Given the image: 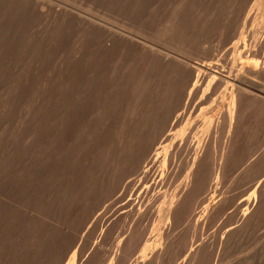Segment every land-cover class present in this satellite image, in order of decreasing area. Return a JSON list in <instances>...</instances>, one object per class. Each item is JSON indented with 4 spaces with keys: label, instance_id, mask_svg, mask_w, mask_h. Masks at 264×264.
<instances>
[{
    "label": "rangeland",
    "instance_id": "374dc122",
    "mask_svg": "<svg viewBox=\"0 0 264 264\" xmlns=\"http://www.w3.org/2000/svg\"><path fill=\"white\" fill-rule=\"evenodd\" d=\"M261 66L264 0H0V264H264Z\"/></svg>",
    "mask_w": 264,
    "mask_h": 264
},
{
    "label": "bare ground",
    "instance_id": "6f19581e",
    "mask_svg": "<svg viewBox=\"0 0 264 264\" xmlns=\"http://www.w3.org/2000/svg\"><path fill=\"white\" fill-rule=\"evenodd\" d=\"M107 28V27H106ZM263 31V30H262ZM110 32V31H109ZM119 33V32H118ZM120 36V35H119ZM142 45H143V43H142ZM150 47V46H149ZM148 47V48H149ZM152 51V50H151ZM153 52V51H152ZM155 52V51H154ZM153 52V53H154ZM159 52V51H158ZM160 55V54H159ZM153 56V55H152ZM257 61V60H256ZM179 63V62H178ZM186 63V62H185ZM257 64H255V65H260L259 63H258V61L256 62ZM177 65V64H176ZM179 65V64H178ZM180 67V66H179ZM182 68H183V66H181ZM252 67V66H251ZM185 68H186V70L188 71V72H190V74L191 75H195V71L197 72L196 73V75H195V78L197 79V80H199V81H202V80H208V79H216V80H218V77H217V74L214 72V71H210V70H207V69H205V68H202V67H200V66H193V67H189V66H187L186 64H185ZM184 69V68H183ZM259 70H263L264 71V68H263V66H261V68H258ZM186 70L184 69V71L186 72ZM250 72V71H249ZM256 72V71H255ZM260 73V72H259ZM251 74V73H250ZM193 75V76H194ZM190 76V75H189ZM194 78V77H193ZM196 80V81H197ZM215 80V81H216ZM195 82V81H194ZM204 82V81H203ZM210 82H211V80H210ZM218 82H219V80H218ZM197 83V82H196ZM199 83V82H198ZM201 83V82H200ZM199 83V85L198 86H200L201 84ZM207 83H208V81H207ZM241 83V82H240ZM203 84V83H202ZM235 85H237V84H235ZM242 85V84H241ZM246 89V88H245ZM241 90L242 91H244V88H237L236 89V91L234 92V93H232L234 96H235V101L237 102L238 101V95H239V92H240V94H241ZM252 91V90H251ZM244 93V92H243ZM231 94V95H232ZM252 94V93H251ZM234 96H233V98H234ZM230 98H232V97H230ZM234 100V99H233ZM238 103V102H237ZM231 106H232V104H231ZM234 107H236L235 106V104H234V106H233V109H234ZM232 108H231V110H233ZM230 109H229V112L231 111ZM233 113V112H232ZM239 116V115H238ZM226 121V120H225ZM209 122H210V120H209ZM241 123V122H240ZM128 150V149H127ZM174 202V201H173ZM173 205V204H172ZM170 206V205H169ZM173 207H174V205H173ZM171 209H173V208H171ZM171 209H169L168 211L170 212L171 211ZM168 213V212H167ZM164 221V220H163ZM235 260V259H234Z\"/></svg>",
    "mask_w": 264,
    "mask_h": 264
}]
</instances>
